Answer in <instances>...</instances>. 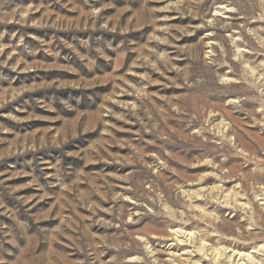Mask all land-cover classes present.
Instances as JSON below:
<instances>
[{"label":"rangeland","instance_id":"rangeland-1","mask_svg":"<svg viewBox=\"0 0 264 264\" xmlns=\"http://www.w3.org/2000/svg\"><path fill=\"white\" fill-rule=\"evenodd\" d=\"M0 264H264V0H0Z\"/></svg>","mask_w":264,"mask_h":264}]
</instances>
